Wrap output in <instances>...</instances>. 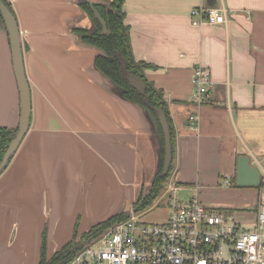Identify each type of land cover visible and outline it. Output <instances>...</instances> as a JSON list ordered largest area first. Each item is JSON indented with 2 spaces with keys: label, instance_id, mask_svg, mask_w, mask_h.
<instances>
[{
  "label": "crops",
  "instance_id": "0c3cea01",
  "mask_svg": "<svg viewBox=\"0 0 264 264\" xmlns=\"http://www.w3.org/2000/svg\"><path fill=\"white\" fill-rule=\"evenodd\" d=\"M8 1L32 113L0 174V264H38L44 235L49 258L76 227L83 232L149 189L156 140L141 108L95 68L98 49L73 32L92 24L78 0ZM200 4L208 2L125 0L123 9L134 59L148 64L143 73L162 90L172 120V176L181 187L218 191V204L201 201L246 225L264 194V181L239 185L235 176L241 154L264 164V0H213L226 8L221 24L192 23L190 8ZM199 63L212 78L203 103L191 98ZM18 117L8 34L0 28V126L14 127Z\"/></svg>",
  "mask_w": 264,
  "mask_h": 264
},
{
  "label": "built area",
  "instance_id": "2783aa9c",
  "mask_svg": "<svg viewBox=\"0 0 264 264\" xmlns=\"http://www.w3.org/2000/svg\"><path fill=\"white\" fill-rule=\"evenodd\" d=\"M189 14L194 24L226 22L224 6L194 5ZM211 83L209 67L197 64L192 100L208 101ZM258 168L263 182L264 164L259 162ZM179 187L171 175L160 193L168 207L165 220H140L136 210L94 235L68 264H264V194L253 221L245 226L230 209L208 206L196 193L179 198Z\"/></svg>",
  "mask_w": 264,
  "mask_h": 264
},
{
  "label": "trees",
  "instance_id": "16d2710c",
  "mask_svg": "<svg viewBox=\"0 0 264 264\" xmlns=\"http://www.w3.org/2000/svg\"><path fill=\"white\" fill-rule=\"evenodd\" d=\"M3 1L14 12L10 2L8 0ZM124 1L125 0H99L93 2L94 6L104 18L109 32L102 31L100 21L94 17V13L90 5L91 1H79L81 8L91 19L92 25L89 28L74 26L72 30L83 42L94 45L100 49V52H98L94 58L96 68L118 86L123 88V96L125 98L150 109L154 114L156 109L159 107L164 110L169 123L173 154L174 130L169 110L166 101L163 98L162 90L160 88H156L149 80H147L143 73V69L148 64L144 61H136L134 59L129 38V25L125 22V11L123 9ZM0 28H4V22L1 15ZM127 73H132L142 77L146 84L144 92H140L130 84L126 78ZM16 128L17 127L0 126V160L10 139L13 137ZM160 133L163 136L161 128ZM162 166L160 171L162 170ZM172 166L173 158L166 174H161L159 172L156 173L147 193L144 195L143 193L139 194L135 203L137 210H140L152 202V200L162 192L170 175ZM127 217L128 213L122 212L99 221L93 224L87 231L83 232L79 240H76L77 232L75 230L73 238L65 242L49 258L46 256V240L44 235L40 246V260L38 264H68L75 252L80 248L77 246L85 239L96 235L107 226ZM75 247L77 248L74 249Z\"/></svg>",
  "mask_w": 264,
  "mask_h": 264
},
{
  "label": "water",
  "instance_id": "95a60500",
  "mask_svg": "<svg viewBox=\"0 0 264 264\" xmlns=\"http://www.w3.org/2000/svg\"><path fill=\"white\" fill-rule=\"evenodd\" d=\"M79 1H86V0H78V2ZM89 1H91L90 5H91V8L93 10L94 17L96 19H98L102 25V31L103 32H109V29L106 27V22H105L104 18L101 16L100 12L98 11V9L93 4V2H95V1H92V0H89ZM207 2H208V4H213V0H207ZM0 15H1L3 22H4V28L8 34L10 50H11L12 65H13L14 74H15L16 83H17V88H18V93H19V117H18V123H17V132H16L14 138H12V140L10 141L7 149L4 152V155H3L2 160L0 162V172H1L4 169V167L6 166L8 160L10 159V157L12 156L14 151L16 150L18 144L20 143L21 139L23 138L24 134L26 133V131L29 127L30 117H31V112H32V104H31L30 85H29V81H28V78H27V75L25 72V68H24L22 39H21V33H20L18 20L16 18L15 13L8 7V5L3 0H0ZM86 28H89V27H86ZM86 44H88V43H86ZM88 45H91V44H88ZM92 46H94V45H92ZM96 48L98 49V52H100V49L98 47H96ZM96 54H95V56H96ZM95 56H94V58H95ZM94 66H95V64H94ZM95 68H96V66H95ZM98 71L108 80V82L111 84L112 90L118 96H120L121 98H124L130 102H133V101H131V100H129L123 96V88L122 87H120L116 83H114L111 79H109L106 75H104L100 70H98ZM126 78L128 79V81L130 82V84L134 88L138 89L140 92L145 91L146 84H145V81L142 79V77H140L139 75L132 74V73H127ZM133 103H135V102H133ZM135 104H137L141 108L146 120L148 121V123L150 124V126L152 128V131L154 133L155 140H156L157 164H156V170H155V173L153 175V178H154L155 174L158 172L161 174H166V172L168 171L169 165L172 161V158H173L171 133H170L169 123H168L166 114H165L164 110L160 107L156 109L155 114H154L150 109H148V108H146V107H144L138 103H135ZM160 128L162 129L163 136L160 133ZM162 164H163V166H162ZM161 166H162V170L160 171ZM235 176H236V184H239V185H244V184L245 185H257L260 182L259 169L250 162L249 156L245 155V154H241L237 157ZM153 178H152V180H153ZM152 180H151V182H152ZM151 182H150V185H151ZM147 191L148 190L143 192V195L146 194ZM138 196L126 208L119 210L117 212H114L104 219H107L110 216L118 214V213L127 212L128 214H130L132 211H136L137 206L135 205V203L137 201ZM104 219H102V220H104ZM102 220H99V221H102ZM99 221H97V222H99ZM97 222H94L93 224H95ZM93 224H91V226ZM88 229L84 230L83 232L87 231ZM83 232L76 234V240L80 239V236ZM92 237L93 236L89 237L88 239H85L77 247H82L84 244L88 243L92 239ZM45 240H46V236H45ZM41 242H42V240H41ZM46 247H47V243H46ZM77 247H75L74 249H76ZM39 260H40V258H39Z\"/></svg>",
  "mask_w": 264,
  "mask_h": 264
},
{
  "label": "rangeland",
  "instance_id": "374dc122",
  "mask_svg": "<svg viewBox=\"0 0 264 264\" xmlns=\"http://www.w3.org/2000/svg\"><path fill=\"white\" fill-rule=\"evenodd\" d=\"M174 170V165L172 166L171 172L169 177L172 175ZM192 193H196L199 198H209L213 199L216 202L219 203V201H222L224 197L219 193L218 191L209 190V189H198L196 190L190 189V187H185L182 185V187H179L176 194L179 198L184 199L190 196ZM138 212V218L140 220H144L147 222H156V221H162L167 218L168 215V207L165 205L164 198H162L161 194L159 193L157 197H155L152 202L141 208ZM136 211H132L128 216H130L132 213H137ZM122 221V220H121ZM116 223V222H115ZM250 225L246 224L245 226ZM76 230L78 228L76 227Z\"/></svg>",
  "mask_w": 264,
  "mask_h": 264
},
{
  "label": "flooded vegetation",
  "instance_id": "af4514ba",
  "mask_svg": "<svg viewBox=\"0 0 264 264\" xmlns=\"http://www.w3.org/2000/svg\"><path fill=\"white\" fill-rule=\"evenodd\" d=\"M10 4H11V3H10ZM31 113H32V112H31ZM30 118H31V117H30ZM29 124H30V123H29ZM7 127H9V126H7ZM14 127H17V125L14 126ZM28 128H29V127H28ZM27 130H28V129H27ZM16 132H17V128H16V131H15V133H14V135H13L12 138H14ZM26 132H27V131H26ZM25 134H26V133H25ZM25 134H24V136H25ZM24 136H23V138H24ZM12 138L10 139V141L12 140ZM23 138L21 139L20 143L22 142ZM10 141H9V143H10ZM9 143H8V145H9ZM20 143L18 144L17 148L19 147ZM8 145H7V147H8ZM7 147H6V149H7ZM17 148H16V150H17ZM6 149H5V150H6ZM5 150H4V152H5ZM16 150L14 151V153L16 152ZM4 152H3V154H2V157H3V155H4ZM14 153L12 154V156L10 157V159L8 160V162H7L6 166L4 167V169L7 167L8 163L10 162V160H11V158L13 157ZM2 157H1V160H2ZM1 160H0V162H1ZM4 169L0 172V174L4 171Z\"/></svg>",
  "mask_w": 264,
  "mask_h": 264
}]
</instances>
